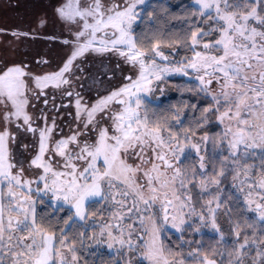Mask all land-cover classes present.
Returning <instances> with one entry per match:
<instances>
[{
	"label": "snow or ice",
	"instance_id": "6c2138e0",
	"mask_svg": "<svg viewBox=\"0 0 264 264\" xmlns=\"http://www.w3.org/2000/svg\"><path fill=\"white\" fill-rule=\"evenodd\" d=\"M144 3L38 0L36 27L10 33L49 52H0V264H87L89 242L118 245L116 264H264V0H194L183 36L147 43L133 27ZM173 75L207 102L194 126L145 104ZM222 185L239 193L238 219ZM168 226L227 246L184 240L185 255Z\"/></svg>",
	"mask_w": 264,
	"mask_h": 264
},
{
	"label": "trees",
	"instance_id": "16d2710c",
	"mask_svg": "<svg viewBox=\"0 0 264 264\" xmlns=\"http://www.w3.org/2000/svg\"><path fill=\"white\" fill-rule=\"evenodd\" d=\"M195 7L193 0H149L146 5L140 8V18L134 26V34L144 37L145 43L149 39L174 40L183 36L190 27V23H186V21L192 19L190 13L195 11ZM165 51L167 53L168 49ZM168 83H170L167 90L168 96L166 98L159 96L157 100L149 102V110L157 115L171 116L176 109H180L185 127L194 126L196 119L199 118L200 109L208 106L204 99L192 91L196 83L180 75L168 79ZM44 214L56 217L51 208L47 209V207H45ZM223 222L226 224L225 218H223ZM187 232H180V234L183 235ZM101 256L104 257L105 263V260H110L115 264L113 260L116 259V256L102 253L88 256L87 264L89 261L91 264H103Z\"/></svg>",
	"mask_w": 264,
	"mask_h": 264
},
{
	"label": "rangeland",
	"instance_id": "374dc122",
	"mask_svg": "<svg viewBox=\"0 0 264 264\" xmlns=\"http://www.w3.org/2000/svg\"><path fill=\"white\" fill-rule=\"evenodd\" d=\"M148 1L149 0H145V3L143 5L139 6L138 20L140 18V12H141L140 8L143 7L144 5H146L148 3ZM193 3H194V0H193ZM138 20H137V22H138ZM136 23L133 25V27L136 25ZM133 72H134V70L129 68L127 65L123 66V68L117 73V76H115V78H117L116 79L117 83L119 82V77L121 76V73L123 75H133ZM175 76H177V75L167 77L166 82L161 83L159 85V88H154L152 93L147 94V96L145 97V104L147 107L149 105V102L157 100L159 97L158 96L159 94H162V92L168 90V88L170 86V83H168V79L175 77ZM187 78L193 80L197 84V82L194 79H192L191 77H187ZM206 129H207V134L209 136H213V135L220 132V126L215 125L214 123L207 125ZM213 191H214V189H213ZM220 194H221V199H224L225 196L229 197V199L227 200V203L229 204L230 207H232L233 218L238 219L239 218V212L241 209L238 206L233 207V205L236 203L235 197H236V195H239V193H237L236 190L233 189L232 187H230L229 185H222ZM205 199H207V197H205ZM50 208H51L53 214L56 215L57 220H60L61 218L67 219V209L64 211L55 212L52 207H50ZM47 209H49V207H47ZM38 210H39V208H38ZM252 216H253L252 213H247L246 218H250ZM220 222H221V228H222V230L225 231V235L227 236L228 224H227V222H226L227 225L224 224L223 218H220ZM80 223H82V222L75 224L73 231L69 232L70 236L74 234L75 228H79ZM190 223H193L194 227L199 226V225L195 224V218H192ZM99 226H100L99 221H97V223L95 225L97 230L99 229ZM186 226L187 225H185V227ZM187 231H188L187 233L181 235L180 232H178L177 230L172 229L170 226H168V231L165 234L166 243L171 242L172 245H177L178 246L177 250L182 249V251L184 252L185 255H187L190 248L187 246H183L184 240L190 241L192 243L193 248H195L198 244L204 245L205 247L203 248V251L205 253L208 252L209 248L215 247L219 250H223L227 246V245L220 243L218 241L216 234L211 230V228L201 227L200 233H195L192 229H188ZM89 245L90 246L88 248H86L85 250H83L81 253L84 260H87L88 256H90V255H97L99 253H102V254H110L112 256H116V259L114 258V260H113V262L115 261V264H116V261L119 258L118 254L116 252V249L119 248L118 245H116L113 249H108L106 247V245H95V244H92L91 242H89ZM101 258H102L101 262H103V264H114L110 260H105L106 261V263H105L103 260L104 257L101 256ZM107 261H109V262H107ZM87 263H88V261H87ZM89 264H91L90 261H89ZM145 264H147V262H145ZM185 264H198V261L190 258V259L185 261Z\"/></svg>",
	"mask_w": 264,
	"mask_h": 264
},
{
	"label": "flooded vegetation",
	"instance_id": "af4514ba",
	"mask_svg": "<svg viewBox=\"0 0 264 264\" xmlns=\"http://www.w3.org/2000/svg\"><path fill=\"white\" fill-rule=\"evenodd\" d=\"M42 11V8L38 6V0H0V29H4L5 32L0 34V52L4 48H11L8 58L12 60H19L22 57L18 53H26V59L31 60L37 52H49L48 47L41 42H33L30 40H16L11 36L12 31H27L29 28H35L37 23V14ZM50 13V9H48ZM11 42V43H9ZM38 58V57H37ZM57 59L59 57L57 56ZM51 63V62H50ZM29 67L34 71H53L56 68L54 63L51 67L47 65L37 66L35 64H29ZM115 84L117 78H112ZM161 98L168 96L167 90L159 94ZM68 120V117H65ZM59 123V122H58ZM63 133L68 132V127L65 124H61ZM50 208V207H49ZM66 210V208H65Z\"/></svg>",
	"mask_w": 264,
	"mask_h": 264
}]
</instances>
